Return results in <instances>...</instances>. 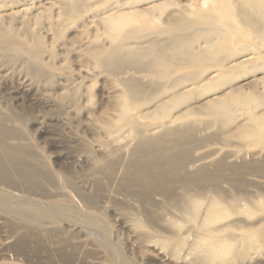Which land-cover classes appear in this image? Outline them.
Returning <instances> with one entry per match:
<instances>
[{
  "label": "bare ground",
  "instance_id": "bare-ground-1",
  "mask_svg": "<svg viewBox=\"0 0 264 264\" xmlns=\"http://www.w3.org/2000/svg\"><path fill=\"white\" fill-rule=\"evenodd\" d=\"M131 1L139 4L154 0ZM52 5V9L58 7L65 23H75L90 8L89 0H56ZM33 8L42 11L36 14ZM33 8L23 0H0V46L2 49L19 46L17 49L33 59L27 66L30 74L39 80H52L50 66L40 64L47 49L45 38L34 27L47 16L48 9L41 5ZM219 9V18L211 11L184 13L189 16L176 14L168 25L148 32L145 31L149 26V10H119L120 13L102 18L112 45L93 47L90 56L102 70L120 75L117 80L122 87L121 105L116 115L92 119L93 125H86L91 131L99 128L105 133L103 139H80L84 146L80 165L88 162L90 173L71 179L46 164L47 171L56 172L60 179H30L32 172L29 171L14 185L6 182L3 186L4 190L12 191L17 204L0 203V209L12 216L17 233L34 239L33 243L43 252L53 256L48 258V264L86 261L89 264H149L146 257L150 246L161 254L159 264H251L256 258H264V196L261 192H251L253 188L249 190V187L264 186V179L234 177L241 176L240 169L264 173V151L231 152L227 157L239 159L238 164H227L232 179H218L207 170L213 162L207 159L216 155L217 150L192 159L195 146L210 142V137L196 141L195 121L187 118L193 111H182L197 93L210 90L212 81L230 82L235 74L248 73L251 68L244 66L253 62L254 56L258 60L257 68L264 64L261 53L264 0H219ZM217 21L227 23L229 28L215 26ZM63 32L58 31V36ZM230 32L243 37L250 35L249 38L251 34L256 35L263 40V46L253 50L246 42L240 44L235 52L249 53L225 69L224 65L238 55L226 50ZM136 33L143 34L136 36ZM133 39H141L146 44L128 46L130 40L136 42ZM202 40L205 44L198 47ZM181 65L221 68L216 77L209 79H204L206 72L200 70L174 77ZM155 66L157 69H152ZM143 72L171 83L146 84L135 76ZM71 97L76 102L75 92ZM256 98L244 93L228 96V100L216 97L205 102L202 111L213 117L214 122L226 125L235 119L225 112L232 102L233 107L242 104L250 111L251 105L264 104ZM143 107L151 109L142 113ZM149 113L157 122L145 121ZM261 115L251 114L249 124L239 125L242 129L227 137H237L248 145L264 144ZM117 193L127 199L119 204L126 209L127 219L110 223L104 216ZM157 196L161 197L160 201H154ZM257 211L262 214H256ZM130 240L136 243L128 246ZM20 262L10 259L1 260L0 264Z\"/></svg>",
  "mask_w": 264,
  "mask_h": 264
},
{
  "label": "rangeland",
  "instance_id": "rangeland-1",
  "mask_svg": "<svg viewBox=\"0 0 264 264\" xmlns=\"http://www.w3.org/2000/svg\"><path fill=\"white\" fill-rule=\"evenodd\" d=\"M53 1L56 0H23L24 4L30 8H33L34 5H41L48 9L47 16L42 17L40 24L34 27L45 38L47 49L42 54L43 60L40 61V64L42 66H50L48 71L52 75V78H50L52 80L48 78L39 80L30 74L27 66L33 59L21 49H17L19 46H14V48L12 46L6 49H2L0 46V203L17 204L16 198L12 197V191L4 190L3 186L6 182L14 185L12 183L18 179H24L22 176L25 172H32V178L30 179L46 178L56 181L60 179L56 172L47 171L46 164L54 166L56 170L62 171L71 179H79L80 176L86 177L90 173L88 162L80 165V154H84V146L80 139L82 137L103 139L105 133L99 128H94L95 130L91 131L86 128V125H93L92 121L97 118L116 115L121 105L120 91L122 87L117 80L120 75L102 70L90 56L91 48H108L112 45V38L109 36L107 27L102 21L104 16L115 12L120 13V11L138 10L137 12H147L146 10H149L148 13L151 11L150 16L147 18L149 26L147 25L148 27L145 31L148 32L151 29L155 31L159 26L168 25L170 18L176 14L185 15L184 13H205L211 11L217 18H219L220 14L219 0H154L144 1L139 4L131 0H89L90 8L82 12V16L78 21L65 23V20L59 14L58 7L55 6L52 9ZM34 9L32 11L36 12V14L37 11H42V9ZM188 14L185 16H189ZM226 24L217 21L216 25H214H219L224 30H227L229 27ZM235 24L238 25L237 23ZM16 25L21 28L20 24ZM239 26L242 25L239 24ZM62 30L65 32L60 37L58 36V31ZM142 34L136 33V36H142ZM230 34V38L228 37L229 40L226 42L228 45L226 50L238 55L224 65L225 69L231 68L234 62L240 61L249 53L235 52V48L240 44L246 42L251 45L253 50L257 46L258 48L263 46L261 44L263 40L254 34V36L251 34V38H249L250 35L249 37H243L233 32H230ZM133 40H136V42L130 40L129 44L131 45L128 44V46L135 47L146 44L141 39L138 41L137 39ZM199 43L198 47L199 45H204L205 41L202 40ZM263 47L261 48L262 54H264ZM252 61L244 66L251 68L248 73L234 75V72H231L230 74L234 76L230 82L222 80L212 81L213 85L209 88L210 90L197 93L189 104L184 105L185 107L183 106L184 108H182V111L183 109H192L193 111V114L187 118L195 121V127L199 131H196V141L209 139V137L211 139H209L210 142L208 143L195 146L192 151V159L197 160L199 155H207L211 151L217 150L216 155L207 159H212L213 161L210 162L212 164L207 170L211 174L218 176V179H232V175L228 171L230 167L228 166L238 164L239 159L227 157L231 152L242 151V149H247L246 151L251 153L264 151V144L262 143L255 142L248 145L237 137H227L230 136L228 134L239 132V128L242 129L241 127L244 123L248 122L247 124H249L250 120L248 119L251 114H256L257 116L262 114L261 117L264 118V104H257L259 107L251 105L250 111H248L245 109L246 106H241L242 104H236L234 108L233 105L235 103L232 104V102L229 111L225 112L232 114V116L234 115L235 119L231 120L232 122L229 121L226 125L214 122L213 117L203 114L202 111L203 104L208 100L216 97L224 98V100L227 98L228 100V96L230 97L233 94H250L255 98L257 97L256 99L264 101V64L258 65V69L255 66L258 62L257 57L254 56ZM153 68L154 70L157 69L156 66ZM220 68H211L209 65H181L173 74L175 77L200 70L206 72L203 78L209 79L216 77ZM135 76L145 80L143 82L146 84L163 85L171 83L168 80L164 81L158 77L155 78L154 74L150 72L136 73ZM74 92L76 102H72L74 99L71 96L72 94L74 95ZM77 102L78 104H76ZM154 102L152 103L153 105ZM147 108L143 107L140 111L148 113L151 108H148V110ZM175 110L177 112V109ZM180 110L178 109V111ZM134 112L136 113L138 110ZM148 115L146 116L147 119H145L146 122H157L153 114H150V117ZM211 137L215 138L212 139ZM204 162L200 161V163ZM153 171L158 172V169L154 168ZM240 171L241 176L235 175L236 179H264V173L257 169L255 171L240 169ZM243 172L244 174H242ZM254 173L256 176L251 175ZM249 190L256 193L261 192L260 194L263 193L264 196V186H261V188L249 187ZM94 192H97L96 188ZM115 195L116 198L111 204L112 207L104 216L110 223L115 222L116 219L123 218L122 220L124 221L127 219L126 209L119 206L126 198L122 193ZM160 200L161 197L157 196L154 201ZM261 211L263 212V210ZM259 212L257 211L256 214H262V212ZM14 224L15 221L12 216L0 209V261H9L11 259V261H21L20 263L22 264H48L53 256L50 253L43 252L36 243H33L34 239L17 233ZM128 243L127 245L131 246L136 242L130 240ZM150 247L146 262L159 264V256L161 254L153 249L152 246ZM255 262L264 264V258H256L254 261L252 260L251 264H255ZM84 264H89V262L86 261Z\"/></svg>",
  "mask_w": 264,
  "mask_h": 264
}]
</instances>
